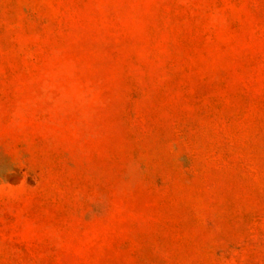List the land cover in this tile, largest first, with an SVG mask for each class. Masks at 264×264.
<instances>
[{"label":"rangeland","instance_id":"374dc122","mask_svg":"<svg viewBox=\"0 0 264 264\" xmlns=\"http://www.w3.org/2000/svg\"><path fill=\"white\" fill-rule=\"evenodd\" d=\"M0 264H264V0H0Z\"/></svg>","mask_w":264,"mask_h":264}]
</instances>
